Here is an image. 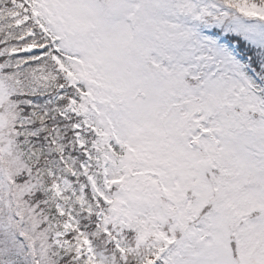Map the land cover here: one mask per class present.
Listing matches in <instances>:
<instances>
[{"label":"snow or ice","instance_id":"6c2138e0","mask_svg":"<svg viewBox=\"0 0 264 264\" xmlns=\"http://www.w3.org/2000/svg\"><path fill=\"white\" fill-rule=\"evenodd\" d=\"M0 264H264V0H0Z\"/></svg>","mask_w":264,"mask_h":264}]
</instances>
